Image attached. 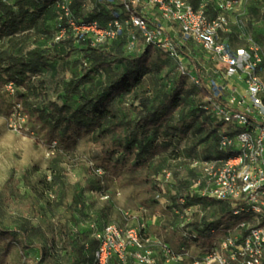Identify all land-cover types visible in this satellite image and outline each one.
I'll list each match as a JSON object with an SVG mask.
<instances>
[{
	"label": "rangeland",
	"instance_id": "obj_1",
	"mask_svg": "<svg viewBox=\"0 0 264 264\" xmlns=\"http://www.w3.org/2000/svg\"><path fill=\"white\" fill-rule=\"evenodd\" d=\"M90 3L91 0H87V4ZM228 32L233 33L237 46L257 45L264 59V0H238L235 11L229 15ZM38 40L49 57L47 97L56 100L61 89L56 88L58 81H65L73 72L81 70L78 61L83 57L84 46L75 42L53 46L51 40L42 34ZM116 47V44L108 45L105 50L113 51ZM185 50L192 57V60H183L188 68L194 65L206 80L221 81L215 72L217 63L213 57L199 48L189 46ZM123 52L131 53L126 47ZM151 52L154 57L158 54L154 48ZM54 53L65 56L63 59L51 57ZM89 61L86 60L87 64ZM164 62L160 72L144 79L143 89L156 92L170 87L180 73L179 61L167 56ZM120 69V66H114L112 74ZM111 78L99 71L93 77L92 85L106 83ZM181 96L184 102L174 111L170 124L180 128L188 125L186 133L162 140L163 148L160 149L166 150L159 151L146 167L137 168L131 174L122 172L118 176L109 169L97 170L98 148L90 136L81 135L69 143L49 141L47 126L42 120L37 116L23 115L27 110L22 114L8 113L7 101L1 99V224L12 229L21 218H27L37 226L36 242L49 252L43 264H69L73 256L78 259L77 249L81 246L85 255H91V223L137 228L141 238L149 240L146 243L152 248L153 264H194L193 257L204 248L189 237L183 238L181 225L190 221L189 230L195 225L201 229L209 223H221L227 206L204 199L197 202L187 215L181 213L177 196L187 186L190 159L212 152L215 146L206 115L191 113L202 97L193 93L190 78L186 79ZM137 105L133 95L120 102L128 118L136 116ZM159 165L161 171L156 173L155 168ZM164 169L171 172L167 179L162 174ZM65 240L69 243L66 250L61 249ZM53 242L54 246L51 245ZM163 245L172 255L183 253V259L166 256ZM132 255L133 248H129L124 261H113L112 264H132ZM38 257L37 246L22 249L13 245L0 264H33Z\"/></svg>",
	"mask_w": 264,
	"mask_h": 264
},
{
	"label": "built area",
	"instance_id": "obj_2",
	"mask_svg": "<svg viewBox=\"0 0 264 264\" xmlns=\"http://www.w3.org/2000/svg\"><path fill=\"white\" fill-rule=\"evenodd\" d=\"M237 1L96 0L119 4L112 18L101 25L96 20H80L71 0H55L54 41L100 46L126 30L129 52L156 48L177 59L180 71L206 89L199 108L214 128L215 156L189 162L196 174L178 201L186 215L197 205L186 204L192 198L224 203L228 212L221 223L209 225L210 245L193 257L194 264H264V59L257 45L234 46L223 36ZM91 5L87 0L82 3L85 9ZM189 46L214 58L221 81L206 80L194 65L190 69L183 63L189 58L182 50ZM6 89L13 90L11 84ZM162 174L166 179L171 176L166 169ZM189 223L181 225L183 237H188ZM197 231H191L193 237ZM91 236L96 246L90 264L122 262L129 248H133L132 264L154 262L148 238L143 240L135 227L91 223ZM162 249L174 260L184 257L183 253L172 255L166 245Z\"/></svg>",
	"mask_w": 264,
	"mask_h": 264
},
{
	"label": "trees",
	"instance_id": "obj_3",
	"mask_svg": "<svg viewBox=\"0 0 264 264\" xmlns=\"http://www.w3.org/2000/svg\"><path fill=\"white\" fill-rule=\"evenodd\" d=\"M71 1V7L80 20H96L101 25H105L112 18L113 8L119 6L91 0V7L85 9L82 3L86 0ZM56 16L55 0H0V100L7 101V112L22 114V111L27 110L23 115L37 116L47 126L49 141L69 143L81 135L90 136L98 148L97 170L109 169L118 176L122 172L131 174L137 168L146 167L159 151L166 150L160 149L163 148L162 140L186 133L188 125L180 128L170 124V120L174 111L184 102L181 95L188 76L180 71L169 88L164 87L156 92L148 88L143 89L141 85L144 79L161 71L167 55L157 49L158 54L154 57L151 52L153 47L150 46L139 54H125L123 49L125 50L128 36L125 30L116 39L104 45L91 46L81 43L80 45L84 46L83 57L78 61L82 66L81 70L73 72L65 81H58L56 88L61 89L57 99H49L46 89L49 80L46 75L50 68L49 57L38 43L39 36L42 34L48 37L53 46L73 43L71 40H53ZM51 21L53 24H50ZM223 36L232 45L237 46L234 44L233 33H224ZM114 44L117 45L116 49L105 50L106 46ZM182 51L192 60L184 49ZM50 56L63 59L65 55L54 53ZM86 60H90V63L87 64ZM114 66L121 67L115 75L112 74ZM99 71L112 78L106 83L92 85L93 77ZM7 84H11L12 92L6 89ZM192 91L202 98L207 92L204 87H198L193 82ZM130 95L138 102V113L133 118L126 117L120 107L121 100ZM201 100L191 110L195 116L203 114L199 108ZM17 105L19 108H16ZM209 130L210 134L214 135L216 145L214 128ZM214 156L215 146L212 152L192 157L190 161ZM159 169L161 165L155 168V172L159 173ZM195 174L196 171L190 167L187 186L181 189L177 199L185 194ZM143 180L148 181L147 178ZM201 200L204 199L192 198L186 201V204ZM227 212L228 209L224 211V215ZM190 224L192 223L187 224L188 228ZM218 224L209 223L201 229L196 225L189 230L187 228L188 237L200 247L206 248L211 242L208 227ZM193 229L198 230L195 237L191 232ZM38 234V227L27 218H21L12 229L0 222V262L12 246L17 245L22 249L37 246L39 257L33 264H43L49 252L36 242ZM91 240L94 250L96 240ZM54 244L51 243L52 246ZM61 244V249L66 250L69 243L65 240ZM83 250V246L78 247V259L73 256L69 264H90L92 254L85 255ZM113 261L120 262L113 259L111 264Z\"/></svg>",
	"mask_w": 264,
	"mask_h": 264
}]
</instances>
